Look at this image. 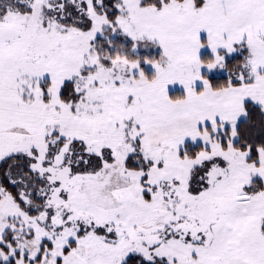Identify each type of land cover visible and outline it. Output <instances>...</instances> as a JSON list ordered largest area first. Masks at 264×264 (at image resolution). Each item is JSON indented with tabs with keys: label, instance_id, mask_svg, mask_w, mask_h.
Here are the masks:
<instances>
[{
	"label": "snow or ice",
	"instance_id": "1",
	"mask_svg": "<svg viewBox=\"0 0 264 264\" xmlns=\"http://www.w3.org/2000/svg\"><path fill=\"white\" fill-rule=\"evenodd\" d=\"M0 264H264V0H0Z\"/></svg>",
	"mask_w": 264,
	"mask_h": 264
}]
</instances>
